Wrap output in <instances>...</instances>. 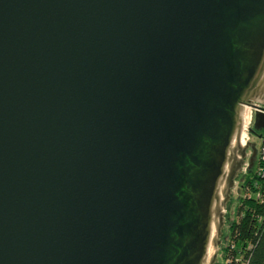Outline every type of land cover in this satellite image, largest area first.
Segmentation results:
<instances>
[{"label": "water", "instance_id": "1", "mask_svg": "<svg viewBox=\"0 0 264 264\" xmlns=\"http://www.w3.org/2000/svg\"><path fill=\"white\" fill-rule=\"evenodd\" d=\"M259 106L264 0H0V264H217Z\"/></svg>", "mask_w": 264, "mask_h": 264}, {"label": "trees", "instance_id": "2", "mask_svg": "<svg viewBox=\"0 0 264 264\" xmlns=\"http://www.w3.org/2000/svg\"><path fill=\"white\" fill-rule=\"evenodd\" d=\"M258 167L264 170V160H255L240 182L236 219L221 250L222 264H264V176L257 173Z\"/></svg>", "mask_w": 264, "mask_h": 264}, {"label": "rangeland", "instance_id": "3", "mask_svg": "<svg viewBox=\"0 0 264 264\" xmlns=\"http://www.w3.org/2000/svg\"><path fill=\"white\" fill-rule=\"evenodd\" d=\"M264 135V128L261 129L259 132H257L254 136L251 137V142H253L258 149L261 143V137L258 135ZM260 135V136H261ZM246 173V170H243L242 173L237 177L236 179V184L235 188L233 189L230 203L227 204L226 206V214H225V223L222 229V234H221V245H220V250L218 254V263L217 264H222L223 259H222V254L221 250L222 248L227 244L228 242V231H229V226L231 222L236 219V207H237V202H238V196H239V185L241 180L243 179L244 175Z\"/></svg>", "mask_w": 264, "mask_h": 264}, {"label": "built area", "instance_id": "4", "mask_svg": "<svg viewBox=\"0 0 264 264\" xmlns=\"http://www.w3.org/2000/svg\"><path fill=\"white\" fill-rule=\"evenodd\" d=\"M259 107H261V108H264V106H259ZM251 109H254V110H256L257 112H262V113H264V110L263 109H260V108H251ZM255 114H256V112H253V114H252V116H251V120L248 122V124H247V127H251V125L254 123V121H255ZM246 132L247 133H249V131H247L246 130ZM263 136L264 135H261V136H259V137H261V143H260V146H259V148L257 149L256 148V156H255V159H254V161L256 160V161H258V160H264V144H263ZM248 141H251V138L249 137L248 138ZM249 154H250V151H249ZM248 165V162H247V160H246V165H245V167H244V170H246L247 171V169H246V166ZM257 173L260 175V176H264V170H263V168L262 167H258L257 169Z\"/></svg>", "mask_w": 264, "mask_h": 264}, {"label": "flooded vegetation", "instance_id": "5", "mask_svg": "<svg viewBox=\"0 0 264 264\" xmlns=\"http://www.w3.org/2000/svg\"><path fill=\"white\" fill-rule=\"evenodd\" d=\"M255 122V121H254ZM250 129L252 130L251 133L249 132L248 134L249 137L251 138L252 136H254L257 132H259L258 130H255V127H254V123L251 125Z\"/></svg>", "mask_w": 264, "mask_h": 264}]
</instances>
